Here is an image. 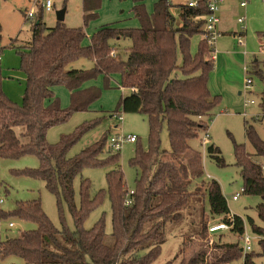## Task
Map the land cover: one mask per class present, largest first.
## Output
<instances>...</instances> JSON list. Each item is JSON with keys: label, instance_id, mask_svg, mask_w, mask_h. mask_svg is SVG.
Segmentation results:
<instances>
[{"label": "trees", "instance_id": "obj_1", "mask_svg": "<svg viewBox=\"0 0 264 264\" xmlns=\"http://www.w3.org/2000/svg\"><path fill=\"white\" fill-rule=\"evenodd\" d=\"M133 1L131 11L138 20L137 26L104 24L89 36V43L84 42L88 37L84 27H70L60 20L55 26H45L44 8L38 4L31 37L16 47L19 69L26 78L21 102L2 89L0 66V158L36 156L37 168L15 172L42 179L56 196L59 210L65 202L74 219L70 226L61 215V227H57L40 199L18 201L11 210L3 209L0 201V221L19 218L37 225L22 237H7L0 242L2 258L18 257L24 264H152L160 257L166 241L165 224L182 219L191 197L207 198L216 223L226 222L238 240L222 241L220 235L209 244V226L214 223L207 225L203 216L197 249L190 256L184 255L178 261L173 258L164 264H229L243 252L239 238L245 233V219L231 212L217 180L208 181L204 188L196 185L194 180L203 175L201 157L198 151L189 154L190 140L208 135V119L219 98L209 88V75L215 67L213 46L202 37L196 51L191 50V38L203 34L207 2L199 0L197 7H191L156 0L153 10L148 11L144 0ZM100 6L101 0H83L85 24L98 16ZM121 38L131 42L125 58L111 44ZM83 57L93 60L90 69L70 67ZM253 73L264 77L260 68L253 67L251 74L247 72L251 78ZM114 74L120 75L119 87L130 93L121 95L111 117L119 119L122 112L139 113L146 116L149 124L148 147L138 146L130 158L138 170L133 191L127 187L119 151L113 152L110 147L106 150L110 130L77 154L68 156L83 135L102 122L103 116L76 132L62 135L54 144L47 139L51 127L68 121L75 112L90 110L101 98L103 88H113ZM101 76L103 88L86 85ZM58 85L65 86L70 93L67 107L61 105L54 92ZM260 107L264 116V91ZM164 127L168 131L169 150L161 144ZM245 131L255 154L264 160V139L248 121ZM207 151L223 163L218 146L209 144ZM186 155L196 158L194 169L181 159ZM235 156L243 178L242 193L261 198L256 211L264 221V162L255 161L244 144H236ZM100 166L110 168L106 173L107 190L91 194L90 179L81 176L78 206L74 180L85 168ZM106 195L111 204V233L106 231L104 214L91 227L85 226L88 216L103 204ZM250 222L253 233L259 236L261 252L245 253L244 264H255V257L264 254V228L253 219ZM212 245L219 252L211 253Z\"/></svg>", "mask_w": 264, "mask_h": 264}, {"label": "rangeland", "instance_id": "obj_2", "mask_svg": "<svg viewBox=\"0 0 264 264\" xmlns=\"http://www.w3.org/2000/svg\"><path fill=\"white\" fill-rule=\"evenodd\" d=\"M29 0H0V23L3 25V38L9 39L15 30L23 28L18 40L14 45L3 47L7 50V59L5 68H1V79L6 80L5 86H10V93L18 94L19 101H22V95L25 88V74L19 69L20 56L17 54L16 47L24 44L26 37H31L33 21H23L20 6H32ZM185 0H171L173 4ZM155 0H144L146 8L153 10ZM41 4V1H39ZM134 5L133 0H101V6L98 9V16L88 22L83 20V0H56V6L51 11H43V23L45 26H55L57 23L56 11L66 7V13L63 22L70 27H84L88 33H93L100 25L108 23H117L120 26H135L138 20L133 16L131 8ZM221 22L219 24L220 33L216 35L213 42L215 64L209 75V88L212 95H218V103L213 109L211 117L208 119L209 130L208 137L190 140L191 151L199 153L203 169L202 177L194 180L196 185L204 188L205 183L215 179L223 190L232 213L238 214L245 219V233L239 238L240 247L243 252L240 256L233 259L229 264H244V255L247 252L260 253L259 236L253 233L250 220L264 228L262 221L257 214L256 206L261 198L256 195L240 194L237 200L233 195L243 187V178L241 169L236 164L235 146L244 144L246 151L252 154L257 162H264L263 158L255 154V149L246 136L245 121L252 123L258 134L264 139V116H262L260 107L261 94L264 91V77L252 75V82L247 84L246 67L251 74L253 67L262 69L264 66V2L262 0H251L245 8L240 7L238 0H228L222 13H220ZM244 16L243 22H238V18ZM26 18V15H25ZM26 22V23H25ZM137 26V25H136ZM203 34L194 35L191 38V50L196 51L197 45ZM11 41V39H10ZM89 36L84 42H89ZM112 46L120 51L123 58L126 57L127 47L131 44L129 39L112 40ZM179 62H181V53H178ZM256 58V60H255ZM19 60L18 65L15 63ZM254 61L256 63H254ZM254 63V64H253ZM15 66V67H14ZM93 66V60L89 58H80L72 62L70 67L90 69ZM69 67V68H70ZM264 71V70H263ZM249 74V75H250ZM115 79L119 74H114ZM24 77L23 83H19ZM118 80V79H117ZM8 82V83H7ZM20 87V89H19ZM103 88V85H102ZM119 85L110 89H102V96L97 101L95 109L88 111L75 112L68 121L53 126L48 130V142L54 144L65 134L76 132L84 124L96 122L102 116V122L95 128L83 135V137L71 148L68 156L77 154L80 150L94 143L106 131L110 130L109 141L106 146L113 152L119 151L121 156V166L127 181V187L133 191L136 187V177L138 170L135 168L130 158L135 155L138 146L146 149L148 147L149 124L146 116L139 113H121V119L111 117L121 95L130 93L128 89H121ZM55 93L60 98L61 105L67 107L70 104V97L67 88L63 85L55 87ZM254 100V103H249ZM16 101V100H15ZM134 134L138 138L136 142H126L121 144L119 150L111 146L110 137L112 135ZM206 139V141H204ZM161 144L166 150L170 149L168 131L166 127L161 133ZM209 144L219 147L220 156L223 163L217 162L207 151ZM183 161L191 164V169L197 166L196 158L193 155L181 157ZM200 160V159H199ZM200 165V166H201ZM39 159L34 155H25L18 159L0 158V199L1 207L5 210L15 208L18 201H29L40 199L44 211L57 227H61V215H64L68 225L74 224V219L68 210L65 202L59 210L56 196L51 193L42 179L33 178L24 173L15 171L26 168H37ZM199 166V165H198ZM110 168L107 166L89 167L82 171L74 180L75 200L80 206V178L88 177L91 182V194L100 189L107 190L106 173ZM104 214L107 233H111V204L108 195L104 197L103 204L92 211L85 221L87 228ZM207 219V225L216 223L217 219L212 217L209 211V202L207 198L191 197L189 205L183 209V217L178 222H167L165 224L166 241L162 245L160 257L152 264H164L167 261L177 258V261L184 255H192L194 249H197V236L202 228V217ZM13 225H10V223ZM37 225L33 222L24 221L19 218H10L0 221V242L7 237H22L26 230L34 229ZM248 234L250 250H246L247 244L245 234ZM222 236L221 240L234 242L238 240V235L230 230H222L213 234H208L207 240L212 244ZM196 246V247H195ZM211 253L219 252L211 246ZM210 253V254H211ZM14 262L15 264H24V261L18 257L2 258L0 263L6 264ZM255 264H264V254L255 257Z\"/></svg>", "mask_w": 264, "mask_h": 264}, {"label": "built area", "instance_id": "obj_3", "mask_svg": "<svg viewBox=\"0 0 264 264\" xmlns=\"http://www.w3.org/2000/svg\"><path fill=\"white\" fill-rule=\"evenodd\" d=\"M39 1H41V5L43 6L45 11H51L55 7L56 0H32V6L26 11V18L28 19H35V8L39 4ZM226 0H206L207 2V7H208V12L203 15L204 21V26H203V37L207 38L208 42L213 45V42L215 40L216 35H218L220 32L218 30V26L220 23V10L222 5L224 4ZM251 0H238V3L240 7L245 8L248 3H250ZM264 2V0H262ZM188 6L191 7H197L199 0H186L185 2ZM244 16H240L238 18V22H243L244 21ZM261 52L264 53V50L262 49ZM113 54L115 55L116 52L114 51ZM0 59H1V54H0ZM264 70V66H263ZM246 71L248 72V67H246ZM252 82L251 77H247L246 83L249 84ZM249 103H254V100H250ZM121 119V117L119 118ZM209 135H204L205 138H207ZM137 139L136 135L134 134H126V135H112L110 137L111 141V146L114 147L115 149L119 150L121 147V144L126 141V142H135ZM206 141V139L204 140ZM264 169V166H263ZM243 192V187L240 189L239 192L233 195V199L237 200L240 196V194ZM2 199H0L1 201ZM127 203H130V200H127ZM10 225H13L11 222ZM230 226L224 222H218L214 223L209 226V233L213 234L215 232L221 231V230H228ZM245 239H246V250H250L251 246L249 245V235L246 233L245 234ZM1 264V263H0ZM6 264H15L14 262H8Z\"/></svg>", "mask_w": 264, "mask_h": 264}, {"label": "crops", "instance_id": "obj_4", "mask_svg": "<svg viewBox=\"0 0 264 264\" xmlns=\"http://www.w3.org/2000/svg\"><path fill=\"white\" fill-rule=\"evenodd\" d=\"M156 1V0H155ZM227 1L228 0H226L225 2H224V4L222 5V7H221V10H220V13H222V11H223V8H224V6H225V4L227 3ZM237 1V0H236ZM29 3H30V5H32V0H29L28 1ZM186 2V0L185 1H183V2H179V3H185ZM251 2V1H250ZM55 6H56V3H55ZM0 7H2V3H0ZM31 7V6H30ZM30 7H28V6H24V7H22V6H20L19 7V9H18V11H19V13L21 12V16H22V18L21 19H23V21H25V14H26V11L30 8ZM148 11H152V10H148ZM83 13H84V10H83ZM221 16V15H220ZM56 19H57V17H56ZM29 20H32V21H34L35 19H29ZM28 20V21H29ZM220 22H221V19H220ZM26 23V22H25ZM220 24V23H219ZM136 25H138V23L136 24ZM135 25V26H136ZM100 26H102V25H100ZM99 26V27H100ZM98 27V28H99ZM97 28V29H98ZM97 29H95V30H97ZM22 30H23V28H19V29H17V30H15L14 31V33L12 34V35H9V39H4L3 38V33H4V28H3V25L0 23V54H1V59H0V66H1V68H2V70H3V68H5L7 65L5 64V61H6V59H7V52H9V51H7V50H3V47H6V46H9V45H11V42L12 41H14V39L15 38H19V36H20V33L22 32ZM94 30V31H95ZM218 30H219V32L221 31L220 30V28H219V26H218ZM93 31V32H94ZM86 32H87V30H86ZM87 34H88V36H90L92 33H88L87 32ZM30 38V37H29ZM28 37H26V39H24V42L26 43V41L29 39ZM10 39H11V41H10ZM24 43V44H25ZM85 43H89V42H85ZM24 44H22V45H24ZM215 58V57H214ZM255 60H256V58H255ZM18 62H19V60L17 59V62L15 63V66H16V64L18 65ZM14 66V67H15ZM118 79V80H117ZM117 79H115V75H114V78H113V80H112V85L113 86H116V85H118V82H119V80H120V76H117ZM23 81H24V77L22 78V79H20V81H19V83H23ZM5 82H6V80L4 81H2V89L5 91V93L8 95V96H10L12 99H14V100H16V101H19V94L16 96V97H14L15 95H12L11 93H10V91H9V89L11 90L12 88L8 85V86H5ZM8 83V82H7ZM90 84H96V85H99V86H102L103 85V77L101 76V77H99L98 79H96L95 81H90V82H87L86 83V85H90ZM19 89H20V87H19ZM121 89H123V88H121ZM54 92H55V88H54ZM69 92V91H68ZM56 94V93H55ZM70 94V93H69ZM97 106V102H95L92 106H91V109H95V107ZM90 109V110H91Z\"/></svg>", "mask_w": 264, "mask_h": 264}, {"label": "water", "instance_id": "obj_5", "mask_svg": "<svg viewBox=\"0 0 264 264\" xmlns=\"http://www.w3.org/2000/svg\"><path fill=\"white\" fill-rule=\"evenodd\" d=\"M65 13H66V7H63L61 9H58L56 11L57 20L63 21L64 20V17H65Z\"/></svg>", "mask_w": 264, "mask_h": 264}]
</instances>
